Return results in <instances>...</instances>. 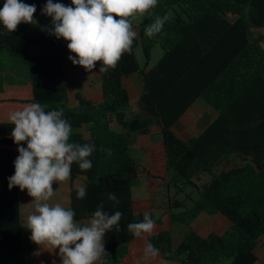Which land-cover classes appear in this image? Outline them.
I'll use <instances>...</instances> for the list:
<instances>
[{
    "label": "trees",
    "instance_id": "16d2710c",
    "mask_svg": "<svg viewBox=\"0 0 264 264\" xmlns=\"http://www.w3.org/2000/svg\"><path fill=\"white\" fill-rule=\"evenodd\" d=\"M22 2L35 4L34 19L45 17L51 26V17L41 14L46 0ZM4 3L0 0V8ZM151 12L141 19L139 37L115 69L101 73L99 62L102 101L77 94L75 106L70 105L63 61V54H74L69 41L47 31L34 32L32 24L21 23L8 32L0 23V264H26L36 245L22 221L19 187L8 188L19 155L8 117L31 103L46 105V112L63 110L72 126L70 142L95 145L91 170L72 165L71 177L84 178L87 194L77 199L72 187L69 207L76 220L89 219L101 204L109 214L122 212L120 231L113 227L105 234L108 255L101 264H122L136 237L127 226L143 220L144 214L133 210V187L141 182V174L153 177L140 167L131 148L153 124L161 129L171 223L191 227L202 214H220L230 226L206 236L191 228L177 246L166 230L150 235L148 242L163 259L179 264L258 261L255 249L264 245V0H158ZM165 15L168 21L161 33L147 37L145 28ZM34 46L42 52L32 54ZM138 46L145 66L155 46L163 51L148 72L137 59ZM21 69L27 71L25 80L19 76ZM134 73L142 74V115L130 112L124 83ZM198 99L217 117L197 136L180 135V118ZM113 124L120 131H113ZM234 156L239 164L220 168ZM171 185L189 192L183 200L177 194L171 197ZM111 193L119 204L108 199Z\"/></svg>",
    "mask_w": 264,
    "mask_h": 264
},
{
    "label": "clouds",
    "instance_id": "9594fccd",
    "mask_svg": "<svg viewBox=\"0 0 264 264\" xmlns=\"http://www.w3.org/2000/svg\"><path fill=\"white\" fill-rule=\"evenodd\" d=\"M157 3L158 0H71V4L65 5L46 0L41 14L51 17V26H42V30L69 41L67 47L75 55H69L68 59L73 65L91 72L97 62H101L99 72L106 73L115 69L121 57L132 49L138 36L133 19L152 15L151 10ZM36 11L35 4L5 0L0 8V23L8 32H15L21 23L36 24ZM167 21L166 15L156 16L145 28V35L155 37ZM45 107L31 103L9 114V123L14 125L10 136L19 155L14 160L15 171L8 178V188L27 189L32 197L34 211L24 227L41 251L58 249L61 264H96L108 255L105 234L113 227L120 231L123 214L120 211L109 214L101 204L87 223H81L75 219L71 207L49 203L55 194L53 185L69 181L74 163L81 171L92 169L90 157L96 149L94 144L70 142L72 126L63 118V110L46 112ZM86 194L85 187H78L77 199L85 198ZM108 199L119 204L114 193L109 194ZM155 226V221L145 213L141 222L127 227L134 236L142 237L152 234ZM144 256L155 259L159 249L148 242Z\"/></svg>",
    "mask_w": 264,
    "mask_h": 264
},
{
    "label": "crops",
    "instance_id": "0c3cea01",
    "mask_svg": "<svg viewBox=\"0 0 264 264\" xmlns=\"http://www.w3.org/2000/svg\"><path fill=\"white\" fill-rule=\"evenodd\" d=\"M141 19L142 18L134 19L133 20L134 22L132 21L133 27L138 33L137 38L139 37V33H140L139 24H140ZM35 20L37 21V23L32 24L33 31L37 33L46 32L42 30V26H48L47 18L44 17L43 19L39 17V18H36ZM69 55H75V54H63L66 81L69 77H71V81L73 83L74 82L76 83L75 87L77 89V91H74L72 98L69 96L70 105L75 106L77 104V101H76L77 94H80L83 97L93 102L102 101L103 94H102V87L100 83V74L97 71L99 62H97L96 68H94L91 72H89L85 70L84 68H81V66L79 65H73L72 62L68 59ZM151 67L152 66L149 64L148 66H144L142 70L143 72H148ZM14 76L17 77V74H14ZM141 77H142L141 73H134L131 76L127 77L124 80V83L130 95V112L134 114L142 115L143 109L140 104V98L143 95V84L141 81ZM68 89H69V85H68ZM81 89L85 90L84 95L80 93ZM199 100L200 99H198L196 102H198ZM181 118H180L179 124H182ZM213 120H211L210 122L206 124H203L202 126H199L196 123L192 124L191 127L193 129V132L190 133L189 136L199 135L209 124H211ZM113 125H116V124H113ZM152 131H154L155 133H152ZM152 134H153L152 139H154V142L157 143L156 145H154V143L151 144L148 140L149 135H152ZM131 152H132V156L134 157V159L138 161L140 167L142 169H145L147 172L151 173L153 177V178H150L147 176V174L143 173L144 175L147 176V179H145V182L147 183L150 196L154 199L152 202L151 208H154V205H155L159 209H167L166 191H165V197L164 196L162 197V206L159 205V203H157L155 199L157 196L156 192L158 190V187L161 186V187H164L165 190H167V182H168L167 176L165 173L166 157H165V151L163 148V141H162L160 126H158L157 124H153L150 127L149 134L138 136L135 144L132 146ZM81 186L85 187L84 178L81 176H77L74 178L70 177L69 181L67 182L54 184L53 187L55 189V194L50 199L49 203H53V204L60 203L64 207H69L70 206V192H71L72 187L74 189H78V187H81ZM19 192H20L21 217H22L23 224L25 225L27 217L34 211V205L31 203L32 197L28 195L27 189H25L24 191H21L19 189ZM134 207H135V202H134V196H133V210L135 212ZM147 213L150 215V213L152 212L148 211ZM136 214H145V213L138 212ZM200 218L201 216L193 223V225H195L194 227L192 226L191 227L188 226V227L190 229L193 228L202 236H206L211 232H215V230H206V229H203L201 232V230H199L201 227ZM152 219L154 220L153 213H152ZM88 220L89 219H83V220H78V221L81 223H87ZM174 225H175V228H173V231L176 237L175 239L173 237V240H174L175 246H177L183 240L184 236L190 231V229L187 233H184L183 230L177 228L178 225H184V224L175 223ZM229 226H230V222H229L228 227ZM160 231H163V230H156L152 234L158 233ZM218 234H221V233H218ZM146 243H147V239H144V240L142 239L139 242V237H135V239L131 242L129 246L128 255L123 260L122 264H170V262H174V261H166L165 259L162 258L160 254L155 259L145 258L144 247ZM258 247H264V245L263 246L259 245ZM105 249H106V246H105ZM38 252L39 254L37 255L36 253ZM58 252H59L58 249H56L54 252L41 251L40 246L35 245L32 253L27 258L26 264H52L53 261H55V264H61V260L58 255ZM255 254L258 258V261L256 262V264H264V254L259 256L256 251H255ZM96 264H101V261H97Z\"/></svg>",
    "mask_w": 264,
    "mask_h": 264
},
{
    "label": "rangeland",
    "instance_id": "374dc122",
    "mask_svg": "<svg viewBox=\"0 0 264 264\" xmlns=\"http://www.w3.org/2000/svg\"><path fill=\"white\" fill-rule=\"evenodd\" d=\"M41 18L44 19V17H41ZM41 51H42V48L40 46H34L31 48V53L34 55L41 53ZM135 53H136L137 59L140 63V66L143 69L145 66V64H144L145 58L143 56V53H142L140 46H138L135 49ZM162 54H163L162 49L159 46H155L152 50L150 65L153 66L161 58ZM71 66H73V65H71ZM81 68H83V67L81 66ZM26 72L27 71H25V70H22L19 72V74H20L19 76L21 77L22 80H25ZM67 83L69 85L68 93H69V96L72 98L74 91H77V89L75 87L76 83L75 82L73 83L71 81V77H69L67 79ZM80 93L84 95L85 90L81 89ZM216 116H217L216 112L211 107H209L202 99H200L198 102H195L190 107V109L188 110V112L185 115L182 116V118H181L182 124L178 125L179 133H180V135H183V136L184 135L185 136L190 135V133L193 132V129L191 127L192 124L196 123L197 125L202 126L203 124H206V123L210 122L211 120H213ZM112 130L115 132L120 131V129L117 125H113ZM81 132H82L84 138L88 137V133H87L85 128H83L81 130ZM152 133H155V132L152 131ZM152 137H153V134L149 135L148 140L151 144L154 143V145H156L157 143L154 142V139H152ZM240 162L241 161L237 157L234 156L230 160L223 162L220 168L228 169V168H231L235 164H239ZM140 176H141L140 184L134 186V188H133L135 212L136 213H138V212L147 213L148 211H151L153 213L154 221H155V225H156L154 232L156 230H166V231L171 232L173 234L174 239H175L176 236H175L174 231H173V228H175V225L172 224L170 219H169V214H170L169 211L167 209H159L155 205H154V208H151L152 202L154 199L150 196V193H149V190L147 187V183L145 182V179H147V176L144 174H141ZM202 182H206V179L204 177L202 178ZM179 187H181V186L179 185ZM165 191H166L165 188L160 186V187H158V190L156 192L157 193V196L155 198L156 202L159 203V205H161V206H162V197L163 196L165 197ZM188 192H189V189H186L183 192H179L175 186L171 185V187H170L171 197H173V196H175V194H177V198H179L180 200H183L185 198V195ZM200 222H201V227L199 230H201V232L203 229H206V230H215V232H217V233H223L227 230V227L229 225V221L226 218H224V216H222L220 214H214V215L202 214L201 218H200ZM194 226L195 225L192 224V227H194ZM177 228L183 230L184 233H187L190 229L188 226H185V225H178ZM150 235L144 234L142 237H139V242L142 239L143 240L147 239V243H148L147 237ZM255 251L257 252V254L259 256H261L264 254V247H257L255 249ZM170 264H179V263L178 262H170Z\"/></svg>",
    "mask_w": 264,
    "mask_h": 264
}]
</instances>
